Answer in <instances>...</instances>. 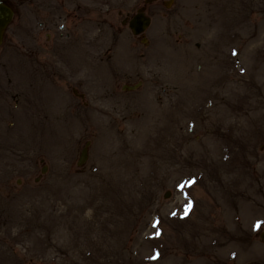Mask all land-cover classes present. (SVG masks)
<instances>
[{"label": "rangeland", "instance_id": "rangeland-1", "mask_svg": "<svg viewBox=\"0 0 264 264\" xmlns=\"http://www.w3.org/2000/svg\"><path fill=\"white\" fill-rule=\"evenodd\" d=\"M5 1L0 264H264V0Z\"/></svg>", "mask_w": 264, "mask_h": 264}, {"label": "bare ground", "instance_id": "bare-ground-1", "mask_svg": "<svg viewBox=\"0 0 264 264\" xmlns=\"http://www.w3.org/2000/svg\"><path fill=\"white\" fill-rule=\"evenodd\" d=\"M220 114V119L224 118V120H226L227 122L229 123H232L233 122V118L231 116H229L228 114H225V113H221L219 112ZM168 117L167 116H161V115H150L148 118L144 119L143 122L139 125V135L137 137V147H138V150H136L134 152L133 155H128V157H124V156H118L115 158L114 162L117 163V165L119 166L120 170H123L125 173L127 172V169H126V166L127 165H131L133 164L134 162H138V163H143L144 162V159L142 155L140 154H143L144 152H147V151H157V152H160V147L158 148L157 147V143L161 140L162 136L160 135L159 137L157 135H155V132H154V125L158 124L159 122H162L160 123L162 126H167V123H168ZM215 121V120H214ZM216 122V121H215ZM149 137H151V140L149 139ZM111 140V139H110ZM111 142L109 141L108 144H110ZM108 144H106L108 146ZM107 150H109V147L106 148ZM214 155L215 156H218V158H221L222 160L223 159V156H222V151H221V148H218L217 150L214 151ZM135 156V157H134ZM114 189H117V193H119V189H120V192H122V189H124V185L122 184L121 181L119 180H115L114 181ZM86 196H90V195H86ZM110 200H113V197L109 198ZM117 201H120V199H118ZM118 203L117 206L114 205V203H112L113 206L117 207L120 205V202H116ZM77 231H79L78 227H77ZM119 237H112V239H115V240H119L121 238L120 235H118ZM214 239L211 238L208 240V243L213 241ZM117 242V241H115Z\"/></svg>", "mask_w": 264, "mask_h": 264}, {"label": "water", "instance_id": "water-1", "mask_svg": "<svg viewBox=\"0 0 264 264\" xmlns=\"http://www.w3.org/2000/svg\"><path fill=\"white\" fill-rule=\"evenodd\" d=\"M156 0H148L149 3ZM14 13L11 8L0 2V46L3 43L4 34L7 27L12 22ZM151 20L146 18L141 12L130 22L129 27L135 36H140L149 28ZM87 160V151H84L79 165H83ZM264 241V233L261 235Z\"/></svg>", "mask_w": 264, "mask_h": 264}, {"label": "flooded vegetation", "instance_id": "flooded-vegetation-1", "mask_svg": "<svg viewBox=\"0 0 264 264\" xmlns=\"http://www.w3.org/2000/svg\"><path fill=\"white\" fill-rule=\"evenodd\" d=\"M1 1H3L6 5H8L9 7H11L14 10V8L11 6L10 3H8L5 0H1ZM14 12H15V10H14ZM15 15H16V12H15ZM4 66H5V64L0 63V67H4ZM37 66L39 67V73L41 75L42 68L39 65H37ZM1 79H2V77H0V88H4L5 86L13 87V88L15 87L16 89H19L22 91V89H20L18 84L16 83V79L12 78L11 75L6 76V79L4 81H2ZM14 82H15V85H14ZM18 104H19V101H16V105H18Z\"/></svg>", "mask_w": 264, "mask_h": 264}]
</instances>
